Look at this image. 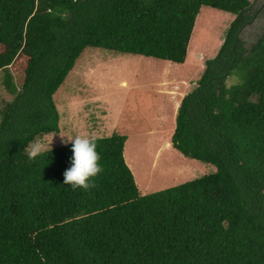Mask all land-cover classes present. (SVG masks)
I'll return each instance as SVG.
<instances>
[{"label":"trees","instance_id":"trees-1","mask_svg":"<svg viewBox=\"0 0 264 264\" xmlns=\"http://www.w3.org/2000/svg\"><path fill=\"white\" fill-rule=\"evenodd\" d=\"M203 7L235 19L182 99L171 143L216 172L143 195L117 133L96 139L103 171L87 191L63 184L72 144L29 160L30 142L60 134L54 96L87 48L182 65ZM255 8L0 0V74L13 95L0 100V264H264V32L250 48L242 35Z\"/></svg>","mask_w":264,"mask_h":264},{"label":"rangeland","instance_id":"rangeland-1","mask_svg":"<svg viewBox=\"0 0 264 264\" xmlns=\"http://www.w3.org/2000/svg\"><path fill=\"white\" fill-rule=\"evenodd\" d=\"M255 4L257 17L243 31L247 48L264 32V0ZM235 19L231 13L203 7L197 17L184 64L87 48L54 99L60 113V133L109 137L127 136L125 160L143 195L165 190L216 172V167L181 154L172 146L176 128L170 91L181 96L190 91L205 69V61L219 52ZM16 83L20 75L13 73ZM0 100L13 95L3 85ZM237 80L230 78L228 84ZM169 92V93H168ZM54 136L51 148L65 145L66 137ZM42 137V136H41Z\"/></svg>","mask_w":264,"mask_h":264},{"label":"clouds","instance_id":"clouds-1","mask_svg":"<svg viewBox=\"0 0 264 264\" xmlns=\"http://www.w3.org/2000/svg\"><path fill=\"white\" fill-rule=\"evenodd\" d=\"M59 135L61 138L66 137L64 140L66 144H72L73 152V157L70 161L71 167L63 173V184L70 185L73 190L82 188L87 191L96 187L92 178L100 174L103 168L99 163L101 157L96 150L95 136L80 133H76L74 137L72 134L65 133H60ZM54 136L46 134L30 142L25 149L29 160H34L37 156L50 152Z\"/></svg>","mask_w":264,"mask_h":264},{"label":"crops","instance_id":"crops-1","mask_svg":"<svg viewBox=\"0 0 264 264\" xmlns=\"http://www.w3.org/2000/svg\"><path fill=\"white\" fill-rule=\"evenodd\" d=\"M188 92H189L188 90H186L185 88H183V92L182 93L180 92L181 96H177L175 86H174V90H171L170 93L168 92L169 95H170V101L175 106L174 107L175 108L174 109L175 114L178 113V109L180 107L181 101L185 97V95L188 94Z\"/></svg>","mask_w":264,"mask_h":264},{"label":"bare ground","instance_id":"bare-ground-1","mask_svg":"<svg viewBox=\"0 0 264 264\" xmlns=\"http://www.w3.org/2000/svg\"><path fill=\"white\" fill-rule=\"evenodd\" d=\"M65 144V142H63Z\"/></svg>","mask_w":264,"mask_h":264},{"label":"water","instance_id":"water-1","mask_svg":"<svg viewBox=\"0 0 264 264\" xmlns=\"http://www.w3.org/2000/svg\"><path fill=\"white\" fill-rule=\"evenodd\" d=\"M66 145V144H65Z\"/></svg>","mask_w":264,"mask_h":264}]
</instances>
